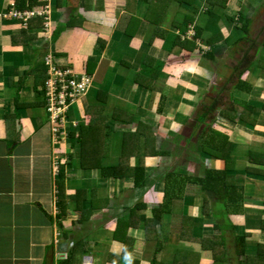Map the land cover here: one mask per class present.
<instances>
[{
  "label": "crops",
  "instance_id": "obj_1",
  "mask_svg": "<svg viewBox=\"0 0 264 264\" xmlns=\"http://www.w3.org/2000/svg\"><path fill=\"white\" fill-rule=\"evenodd\" d=\"M11 1L0 0V264H58L80 244L74 264L256 263L251 259L264 251V0H225L211 8L205 0H163L154 23L140 0H47L48 20L26 22L4 16ZM76 15L82 20L54 41L56 27ZM153 31L160 37L149 43ZM46 59L91 78L65 130L71 122L88 124L86 109L102 106L110 139L101 168L124 163L123 132L139 122L150 127V153L140 142L127 162L143 168L141 187L128 174L101 177L79 168L74 139L61 134L55 141L44 105ZM196 113H207L205 124L226 137L221 155L225 173L242 189L240 204L232 208L215 193L186 185L152 224L164 173L193 174L195 157L208 161L203 168H224L221 158L195 154L198 130L206 128L193 122ZM186 134L194 137L193 153L185 149Z\"/></svg>",
  "mask_w": 264,
  "mask_h": 264
},
{
  "label": "trees",
  "instance_id": "obj_2",
  "mask_svg": "<svg viewBox=\"0 0 264 264\" xmlns=\"http://www.w3.org/2000/svg\"><path fill=\"white\" fill-rule=\"evenodd\" d=\"M140 1L148 5V9L145 16L146 21H148L149 23H154V20H152L151 17L155 15L157 11L162 10V8L164 7L163 0H140ZM205 2L206 5L210 8L215 6L223 7L225 0H205ZM45 4L46 1H40V0H15V8L18 10L24 7L42 8L43 6H45ZM155 6L156 8H154ZM158 16L159 14L154 18H157ZM79 18L81 21L82 18L80 17V15L72 16L68 21H66L65 24L63 23L59 27H56V29L52 33L53 40L55 41L66 28H69L72 25V23L77 22ZM39 25L41 24L39 23ZM154 26L157 27V25ZM246 27H247V22L243 20L242 25L239 27V30L242 33L240 40L243 39L244 37ZM129 29H131V26H129ZM157 37L160 36L157 35L155 31H153L152 35L149 38V43ZM192 37L193 39L192 38L191 39L194 41V39H196L197 36L196 34H194ZM23 42L26 43V41ZM187 43H190V41ZM62 71H68V70L63 69ZM239 83L240 82L236 83L235 85L236 89H240ZM100 95L101 93L98 92L96 96V100L97 102L102 104L104 102H102L103 98H100ZM44 102L47 111V103L45 100ZM75 105L76 104H74V106ZM101 111H102L101 105L87 108L84 115L87 117L88 124L86 125L76 124L75 128L70 129L66 134V138L68 140L74 139L75 143L78 145V149L76 150L77 152L75 153V158L78 161V167L84 170H98L101 177L117 178L120 176H127L126 174H128L131 175L133 179L132 185L134 187H141L143 184V176H144L143 168L141 166H137L134 168L127 167L128 165L127 162L128 159L133 156V154L136 155L139 149L138 145L140 142H142L141 147L143 148L144 155L150 153L149 148L153 141V135L151 133L150 127H147V125L139 122L136 124L133 132H130L128 130L126 132H123L121 135L120 154L122 155V159L124 163L120 167L118 166L116 168L114 167L101 168L99 165V160L102 158V156L107 155L109 149V139H110V128L107 125L105 119L102 116H100ZM116 112L117 111L113 112L112 115V119L114 120H116L117 118ZM114 113L116 115H114ZM206 114L207 113H203V114L196 113L194 115L193 122H195V124L199 128L204 127L206 125L205 121H203ZM220 117H225V116L221 114ZM227 120L233 121V119H227ZM122 123L129 124V122L126 121ZM198 131H199L198 133L199 135H197L198 141L195 144V146L197 147L196 149L198 151H195V154H198L200 156L204 155L209 158L217 159L218 161L219 158H221V161L224 162V168L223 169L203 168L202 170L200 169L201 171L200 176L187 174L188 173L187 171H186L187 173L186 172L182 173L183 175L174 172L164 173L163 175L164 187H163L162 201L151 210L152 216L150 219L152 221V224L157 223L158 217L161 213L168 211V206L172 199H178L179 197H181L183 187L186 185L197 186V188L201 190L213 192L218 197L222 198L224 205H228L232 208L238 207L240 204L239 200H241V194L238 193V191L242 189L236 186L235 184H233L231 181L232 177L227 176V173H225L228 163L223 158L224 155L223 156L221 155L224 153L226 148L229 147V144L226 141V137L210 129L209 124L206 125V128L204 130L201 129ZM56 135H57V139L55 141L59 142V138L61 134L57 133ZM217 140H218L217 143L220 144V148L218 149L213 147L214 141ZM222 144L225 145V148L224 146H222ZM139 159L142 158L140 157ZM62 180H63V172L62 169L59 168L56 173V180L54 181V184L56 185V190H57L56 204L60 210L63 209L65 204L63 198L64 194L62 191V183H61ZM80 192H81L80 189L75 190L74 192L75 199H76V193H80ZM79 246L73 245L69 250V252L66 254L65 258L58 260V264H74L75 260L78 259V257H80L78 251L82 250L83 252L82 246L78 250ZM261 248H263V246H261L260 249ZM251 260L253 262L256 261V263L254 264H264L262 262V260H264V251L263 252L262 250L258 251L256 256L253 257ZM152 262L153 259L151 260L150 263Z\"/></svg>",
  "mask_w": 264,
  "mask_h": 264
},
{
  "label": "built area",
  "instance_id": "obj_3",
  "mask_svg": "<svg viewBox=\"0 0 264 264\" xmlns=\"http://www.w3.org/2000/svg\"><path fill=\"white\" fill-rule=\"evenodd\" d=\"M11 11L8 15L24 22L36 12L28 9L16 10L14 3H11ZM50 72V79L44 90V100L47 103V112L51 120L52 134L58 133V121L64 119V115L88 90L91 78L85 75L75 76L69 71H61L52 65L51 60L47 61ZM70 75V77H69ZM69 77V78H68ZM57 126V129L55 128Z\"/></svg>",
  "mask_w": 264,
  "mask_h": 264
},
{
  "label": "rangeland",
  "instance_id": "obj_4",
  "mask_svg": "<svg viewBox=\"0 0 264 264\" xmlns=\"http://www.w3.org/2000/svg\"><path fill=\"white\" fill-rule=\"evenodd\" d=\"M46 15L45 16H47V17H45V19L46 20H48V18L50 17L49 16V11H46V13H45ZM254 18V17H253ZM47 27H48V25H47ZM258 41V40H257ZM249 42H248V40H247V44H248ZM238 56V55H237ZM227 73V72H226ZM225 73V74H226ZM220 81H223V79H221ZM219 85H222V83L220 82V84ZM195 110V109H194ZM48 117V122L51 124V120H50V117H49V115L47 116ZM60 124H62V125H67L68 124V120H62V123H61V121H60ZM75 125H76V123L75 122H71V124H70V127H72V128H74L75 127ZM68 128L69 130L71 129V128ZM56 129H57V126L55 127ZM69 130H65L64 129V131H62L61 133L64 135V133L65 134H67V132L69 131ZM59 134V133H58ZM184 138H188L189 136L186 134V135H182ZM53 138L55 139V136H53ZM52 138V139H53ZM194 139V137H190V138H188L187 140L189 141V143H191V144H188L187 145V143H186V145H185V149L187 150V152H189V153H193V151H194V148L192 147V146H194V143H193V140ZM115 140V139H114ZM187 141V142H188ZM195 142V141H194ZM205 161V165L207 164V162L208 161H206V160H204ZM210 161V160H209ZM190 163H195V165H197L196 166V168L198 169V168H203L205 165L203 164V161H199V159L197 158V157H195L192 161H190ZM189 163V164H190ZM179 167V166H178ZM184 168V167H189V165L187 164V166H183L182 164H181V166H180V168ZM189 168H191V167H189ZM196 168H193V174H195L198 170H196ZM53 174L55 175V172H53ZM198 175H201L200 173L198 174Z\"/></svg>",
  "mask_w": 264,
  "mask_h": 264
},
{
  "label": "clouds",
  "instance_id": "obj_5",
  "mask_svg": "<svg viewBox=\"0 0 264 264\" xmlns=\"http://www.w3.org/2000/svg\"><path fill=\"white\" fill-rule=\"evenodd\" d=\"M41 1V0H40ZM45 1H47V0H45ZM11 3H14V8H15V0H12L11 1ZM11 3L9 4V11H11V8H12V6H11ZM28 9V10H32V11H34V12H36V14L34 15V16H31V17H37V16H45L46 14V11H49V8H48V6H43V10H40V8H34V7H30V8H27V7H24V8H22V9H20V10H23V9ZM16 9V8H15ZM16 10H18V9H16ZM9 11L8 12H6V14H4V16H6V17H11V16H9L8 15V13H9ZM30 17V18H31ZM14 18V17H13ZM29 18V19H30ZM28 20V19H27ZM194 34H192V35H190V37L189 38H192V36H193ZM187 38V37H186ZM49 59H46V61H48ZM51 60V62H52V59H50ZM55 68V67H54ZM57 69V68H56ZM58 70H61V69H58ZM62 71V70H61ZM70 72V71H69ZM71 73V72H70ZM72 74V73H71ZM49 79H50V75H49ZM45 88H46V85H45ZM45 90V89H44ZM87 92V91H86ZM85 92V93H86ZM85 95V94H84ZM83 95V96H84ZM83 96H81L79 99H78V101L75 103V104H77L78 102H79V100L83 97ZM74 106V105H73ZM73 106L69 109V111L68 112H66L65 113V115H64V119L63 120H68V118H69V115L71 114V111H72V108H73ZM47 114H48V112H47ZM59 122V124H58V133L59 134H62L61 132L62 131H64V129H66V125H62V124H60V121H58ZM62 123V122H61ZM52 126V125H51ZM76 126V125H75ZM75 128V127H74ZM65 136H66V134H64ZM57 138V135H55V139Z\"/></svg>",
  "mask_w": 264,
  "mask_h": 264
}]
</instances>
